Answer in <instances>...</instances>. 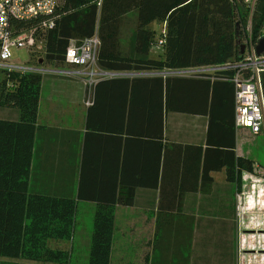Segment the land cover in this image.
Wrapping results in <instances>:
<instances>
[{
    "label": "crops",
    "instance_id": "0c3cea01",
    "mask_svg": "<svg viewBox=\"0 0 264 264\" xmlns=\"http://www.w3.org/2000/svg\"><path fill=\"white\" fill-rule=\"evenodd\" d=\"M39 67L28 188L74 197L89 212L87 227L75 230L76 214L72 238L52 248L73 251L78 240L90 253L95 201L132 189L134 203L116 206L110 264H264V132L236 125L234 84L173 85L174 107L185 112L166 113L165 88L145 77L153 73L135 85L95 84L86 105L82 67ZM18 119L16 108L0 107V122ZM7 143L1 125V208L21 179L20 154ZM0 264L58 263L0 256Z\"/></svg>",
    "mask_w": 264,
    "mask_h": 264
},
{
    "label": "trees",
    "instance_id": "16d2710c",
    "mask_svg": "<svg viewBox=\"0 0 264 264\" xmlns=\"http://www.w3.org/2000/svg\"><path fill=\"white\" fill-rule=\"evenodd\" d=\"M58 1L53 26L40 32L45 42L42 59L50 65L65 63L67 47L73 41H80L95 33L100 39L97 63L107 71L151 73L223 65L243 57L241 44L248 28L250 9L242 0ZM133 11L137 13L136 24L125 47L122 43L123 22ZM250 21L252 40L258 43L264 28V0H256ZM153 22L163 25L164 35H160V32L156 34V30L151 27ZM37 23L35 19L15 21V29H29ZM159 35L164 39L161 46L163 52L154 56L152 48ZM233 73L224 70L201 76L165 77L151 74L145 77L149 83L153 81L154 85L165 88L167 113L185 110L174 107L171 93L174 86L187 89L190 85H203L209 90L212 84L215 90L220 83L233 84L226 79ZM140 78L143 77H109L108 80L98 81L96 85L114 81L135 85L142 80ZM41 82L40 72L21 74L0 71V107H13L19 112L17 121L4 120L0 126L3 127L6 142L12 143L18 153L16 155L20 154L21 159L19 188L11 189L8 198L5 197L3 208L0 207V256L72 264L69 251L52 248L49 241L72 238L77 199L30 191L26 179ZM10 147L6 145L8 151ZM244 164L249 170L252 169L251 161L246 159ZM134 193L132 189L122 190L111 201H95L94 230L87 264H110L116 206L132 205Z\"/></svg>",
    "mask_w": 264,
    "mask_h": 264
},
{
    "label": "built area",
    "instance_id": "2783aa9c",
    "mask_svg": "<svg viewBox=\"0 0 264 264\" xmlns=\"http://www.w3.org/2000/svg\"><path fill=\"white\" fill-rule=\"evenodd\" d=\"M58 0H0V71L2 72H42L38 66L26 65L13 59V48H26L31 53L36 46L43 43L40 32L51 28L54 24V12ZM254 10L255 1L248 4ZM35 19L37 25L29 29H15V21ZM248 37L245 39V51L240 60L227 62L223 65L199 66L190 68L168 69L151 72L153 74L174 76H201L212 74L215 71L231 70L234 73L229 79L235 87V120L239 127L248 128L253 134L264 132V53L257 54L256 45L251 37V25L247 28ZM165 34V28L160 35ZM158 37L155 46L161 47L164 43L162 36ZM264 35V28L262 36ZM39 41V42H38ZM38 42V43H37ZM100 39L97 33L80 41H73L66 51L65 63L82 67L85 75L87 97L86 105L93 103L95 84L109 77L140 76L143 71H107L98 66V51ZM75 75L78 70H61ZM240 206L242 197L238 196Z\"/></svg>",
    "mask_w": 264,
    "mask_h": 264
},
{
    "label": "rangeland",
    "instance_id": "374dc122",
    "mask_svg": "<svg viewBox=\"0 0 264 264\" xmlns=\"http://www.w3.org/2000/svg\"><path fill=\"white\" fill-rule=\"evenodd\" d=\"M242 1H243V3H245V5H248V4H250V2H253V1H255V3H256V0H242ZM243 6H244V4H243ZM244 8H245V6H244ZM249 9H250V12H249V19H248L249 23H248V25H250L251 16L254 12V10L252 11L251 7H249ZM254 9H255V6H254ZM136 17H137V13H136V11H133L130 14H128L124 19V22H123L124 24L122 27V32H123L122 43L125 47L128 45L129 35L131 34L133 28H135ZM151 27L156 30V34H157L158 32L161 31V29L163 28V25L160 22H153L151 24ZM247 34H248V31H246L242 43H245L244 41H245L246 37H248ZM44 53H45V42L43 41V43L40 46L35 47V50H33L32 53H31V51H29L26 48H13V59L17 62L26 64V65H36L38 67L41 65H43L44 67H48V68L70 66L67 63H63L61 65H55V64L50 65V64H47L46 62H44L43 60L41 62L40 60L42 59V57H44ZM152 54L157 55L158 53L154 52ZM146 73H150V72H146ZM260 137H261V143L264 146V136L260 135ZM241 197H243V195H241ZM79 206H80V203H79L78 207ZM88 213H89L88 209H85V211H84V209H82V206L79 207V210L76 213L78 216V220L76 223L75 230L77 232H79L82 227L85 228L88 226V218H89ZM60 241L61 240H59L58 242H60ZM66 243H68V242H66ZM75 243L77 244V246H74L73 251L70 248H68V250L71 252V256H70L71 262L73 264H87L89 262L90 253L86 252L84 250L83 246L79 245L78 240H76ZM49 245L51 247L53 246L52 240L49 241Z\"/></svg>",
    "mask_w": 264,
    "mask_h": 264
},
{
    "label": "water",
    "instance_id": "95a60500",
    "mask_svg": "<svg viewBox=\"0 0 264 264\" xmlns=\"http://www.w3.org/2000/svg\"><path fill=\"white\" fill-rule=\"evenodd\" d=\"M238 42L240 43L241 41L238 40ZM246 45L244 43L241 44V54H244ZM256 51L257 54H263L264 53V35L260 38V40L258 41L257 45H256ZM43 59H41L40 61L42 62Z\"/></svg>",
    "mask_w": 264,
    "mask_h": 264
}]
</instances>
